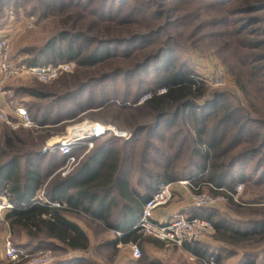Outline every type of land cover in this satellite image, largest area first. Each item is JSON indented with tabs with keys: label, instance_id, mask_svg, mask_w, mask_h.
I'll return each mask as SVG.
<instances>
[{
	"label": "rangeland",
	"instance_id": "374dc122",
	"mask_svg": "<svg viewBox=\"0 0 264 264\" xmlns=\"http://www.w3.org/2000/svg\"><path fill=\"white\" fill-rule=\"evenodd\" d=\"M48 1L0 0V27L6 26L4 27L5 32H2L0 37L5 35L11 37L12 55L17 61L24 62L31 58L30 50L41 48L62 29L85 32L90 38L95 39L96 43L111 38L128 39L134 35L151 32L150 27L142 23L145 18L150 20L147 13L148 0H126L125 3V0H116V2L113 0H54L59 4L54 11L47 9ZM213 1L170 0V13L173 17H178L176 19L178 21L160 34L158 42H138L128 48L115 47L112 56L94 65H80L73 60L75 65L69 72L49 82H41L31 75L7 81L4 84L10 89L8 96L11 107L38 102L35 98L25 94L23 88L43 83L49 95L46 100L39 102L47 101V112L51 110V115L47 123V131L45 127H40L37 123L32 127L20 125L16 128L0 123V131L8 129L12 132H31L34 130L39 135L47 136V151L56 153L58 150L51 149V143L67 134L69 128L76 132L75 129L79 127L74 125L85 119L106 124L112 123L119 129L129 132L136 127L144 128L155 123L157 119L153 116V107L147 105V101L155 95L163 94L158 93L163 87H157L158 85L154 84V74L158 72L159 63L155 59L150 63L149 68L134 71V74L131 71L137 68L138 63H143L148 56L157 55L159 49L165 48L168 44L174 48L172 55L174 61L192 68L195 78L203 85V91L199 92L202 94L197 93L199 97L193 101L195 108L204 106L207 100L220 94L221 105L232 108L238 112V115L246 114L250 120L263 122L264 71L262 75H259L253 71V66L261 65L260 68L264 69V46L244 47L238 41L248 39L253 40L252 45L259 44L264 42V33L253 30L249 34H238L237 30H241L244 24L252 22L254 18L264 20V11H247L261 6L258 4H264V0H248L250 9H242L248 4L244 5L240 2L221 9ZM214 21H218L219 25H213ZM252 26H262L264 30V25L261 23ZM239 54H245L244 64L241 63ZM217 67L223 68L228 74L224 85L215 86L201 80L202 73ZM104 76L109 77L103 79ZM239 76H241V81ZM147 93H150L147 99L139 103V98ZM122 100L126 101L121 103ZM120 103L123 106L119 105ZM174 111V107L170 109V113H167L169 118L164 119L163 125L166 122L170 123ZM188 112L189 110H181L175 126L161 130L157 139L159 150H153L151 155L155 161L146 165L151 170H160L163 165H170L171 171L179 177L176 181L187 178L193 166L190 161L194 156L193 152L200 146L196 145V131L189 123ZM59 115L62 120L54 123ZM217 115L221 116L220 111ZM220 119L219 117L213 119L208 129L212 132H219V129H222V126L219 127ZM261 126L257 124L251 126L261 131L257 144H260L264 138V127L262 124ZM37 143L46 147L44 142L40 143V139ZM133 148L134 152L143 155V146ZM200 149L203 150V148ZM82 151L83 149L80 148L74 149L73 152L79 154ZM260 158L264 159L263 149L249 163V168L259 166L258 159ZM261 169L264 170V167ZM147 176L142 171L135 170L132 180L135 184L138 182L141 184L140 177L149 181L150 178ZM256 180H260L259 177H256ZM204 189L208 190V188ZM240 201L246 205L245 208H264V192H251L243 183ZM224 204L226 202L217 208L220 210ZM262 212H264L263 209ZM73 216L80 215L73 213ZM249 216L257 217L256 213L249 214ZM82 217H85L90 227L91 246L89 250L72 251L62 249L60 245L50 246L48 248L53 254L51 264H140L139 260L132 256L130 244H111L112 240L120 235L103 229L98 222L86 216ZM243 227L245 228L246 225ZM20 236L21 234H16V237L13 236L15 238L13 241L0 242V264H22V260H11L6 255L8 243L15 246ZM213 236L214 233L202 239V242L211 240ZM144 238L146 237L144 236L142 240ZM142 240L139 241V246L143 253L142 256L148 261L162 264H203L183 246L165 241L155 243L151 239ZM16 247L25 250L21 246ZM207 247L208 252L218 258L215 257L217 264H241L246 253L253 254L257 264H264V233L255 234L250 239L242 241L237 248L231 251L217 246L207 245ZM82 258H86L87 261H80Z\"/></svg>",
	"mask_w": 264,
	"mask_h": 264
},
{
	"label": "trees",
	"instance_id": "16d2710c",
	"mask_svg": "<svg viewBox=\"0 0 264 264\" xmlns=\"http://www.w3.org/2000/svg\"><path fill=\"white\" fill-rule=\"evenodd\" d=\"M148 1L147 13L150 20L148 21V18L142 20V23L144 22L150 27L151 32L148 34L134 35L128 39L111 38L96 43V40L90 38L85 32L62 29L41 48L30 50L31 58L24 62H18L27 66H35L74 60L80 65H94L112 56L115 47L128 48L138 42H158L160 34L172 27L178 21L176 20L178 17H173L170 13V0ZM213 2H216L221 9L237 2L244 5L249 3L248 0H214ZM212 4L216 6L215 3ZM58 5L56 1L49 0L47 9L54 11ZM258 5L261 6L250 9L248 4L242 9L264 11V4ZM257 23L264 25V20L254 18L252 22L244 24L241 30H237V33L249 34L253 30L264 33L262 26H252ZM212 24L219 25V22L214 21ZM238 43L244 47L264 46V42L252 45L253 40L248 39L246 41L240 39ZM158 52L157 55L148 56L143 63H138L137 68H135L137 70L131 71L134 74V71L147 69L155 59L159 63L158 72L154 74V84L156 83L157 87H165L166 91L147 101V105L153 107V116L157 119L156 122L144 128H134L129 139L115 135L95 139L94 147L86 152L87 160L77 162L66 177L56 182L54 192L47 194L49 196L48 202H40L34 199L35 189L43 183L37 166L24 173L8 170L10 165L8 167L2 166L0 189H6L9 201L14 205L6 215V219L14 237L16 234L20 235L21 232H25L28 238L24 243L16 241V246L23 247L28 253L58 245L65 250L88 251L91 246L90 237L81 225L68 218V215L73 213L85 214L98 219L99 225L103 229L123 232L121 236L116 237L111 242L112 245H117L119 242L128 243L130 240L141 241L144 236L132 230V227L140 217L144 202L158 189L161 182L169 183L179 178L175 172L171 171V166L168 164L163 165L160 170L148 169L146 165L155 161L151 155L153 150H159L157 139L161 130L164 128L171 129L175 126L181 110H189V123L193 125L196 131V145L203 148L202 150L198 147L193 152L194 156L190 160L193 163L192 170L185 179L192 180L194 184H200L203 189L208 188L214 194L220 191L212 187L234 190L238 183L247 185L251 192H264V170L261 169L264 167V159H258L259 166L254 168L248 166L257 157L261 149L264 150V138L260 144H257L261 131H257L258 129L251 126L255 124L261 126L262 124L264 127V121L250 120L246 114L244 116L238 115V112L232 108H228L224 104L221 105L220 94H216L213 99L207 100L204 106L195 108L193 101L199 97L197 93L203 91V85L195 78L194 70L185 64H177L174 61L173 46L168 44L165 48L159 49ZM170 55L171 57H169ZM243 56L245 54H239L240 61L244 64ZM12 57L17 61L13 55ZM260 67L261 65L253 66V71L262 75L264 69ZM108 77L104 76L103 79ZM239 80L241 81V76H239ZM23 91L38 101L27 103L24 106L31 113L32 120L40 127H45L49 122L51 110L47 112V101L43 103L39 101L47 99L49 95L47 87L40 82L24 87ZM124 101L126 100H122L121 103ZM121 103L119 105L123 106ZM16 107L18 106H12V109ZM173 107L175 111L171 117L172 122H166L163 125L164 119L169 118L167 113H170V109ZM219 111L221 116L217 115ZM216 117L221 118L219 127L222 126V129H219V132H212L208 128ZM61 120L62 117L59 115L54 123ZM16 142L20 144L18 150L16 149ZM40 143H42L41 139ZM25 145H28L29 149L41 146L33 139L30 131L12 132L8 129L1 131L0 150L9 155L10 158L6 162L16 163V155L11 157V153L18 152L21 154L23 152L22 146ZM136 146H143V155L133 151V147L136 149ZM80 148L85 151V147L77 149ZM135 170L142 171L144 175H148L150 180L145 181L144 178L140 177L141 184H138L139 182L138 185L135 184L132 180ZM256 177H259L260 180H256ZM25 181L27 182V190L21 191ZM242 199L241 196V201ZM228 202L244 208L243 210L248 216L256 213L257 217L243 224L246 225L244 228L240 225L234 226L226 216L221 214L219 209H216L217 207L194 206L191 215L210 219L217 231L219 228H224V238L231 243L235 242L237 246L255 234L264 233L263 207L258 209L245 208L246 205L242 206V203L235 202L231 196H228ZM144 239H151L155 243L162 242L147 236ZM183 248L191 252V255L196 256L203 264L210 256L216 257L208 252V247L202 241L185 242ZM80 261L85 262L87 259L82 258ZM241 261V264H257L254 255L251 253H246ZM139 262L140 264H162L161 262L148 261L144 256H141Z\"/></svg>",
	"mask_w": 264,
	"mask_h": 264
},
{
	"label": "built area",
	"instance_id": "2783aa9c",
	"mask_svg": "<svg viewBox=\"0 0 264 264\" xmlns=\"http://www.w3.org/2000/svg\"><path fill=\"white\" fill-rule=\"evenodd\" d=\"M74 65L73 60L35 66L21 64L12 57L11 37L6 35L0 37L1 84L24 75L34 76L41 82H49L58 78L61 74L69 72ZM227 79L228 74L221 67L204 72L201 76V80L215 86L224 85ZM165 91L166 88L163 87L159 89L158 93L161 94ZM148 95L150 93L141 96L138 102L141 103L146 100ZM0 123L14 128L20 125L36 126L28 110L23 106H18L15 110L0 106ZM74 126L79 127L75 129L76 132L69 128L67 134L51 143V149H57L61 154L67 156V170L72 169L78 162L77 157L73 154L74 149L85 147L87 152L94 147L95 139L109 135L126 139L132 136L131 132L121 130L112 123L106 124L89 119L82 120ZM178 187H186L192 191V205L195 207H218L228 200V196H231L235 202L241 203L240 195L243 191V183H238L234 190L212 187L220 191L214 194L210 190L203 189L200 184H194L190 179L169 183L161 182L158 189L144 202L140 217L133 225L132 230L141 234V236L153 237L178 246H183L185 242L202 241L205 237L213 234L215 230L213 222L198 215L176 214L165 222L155 221V210L168 205L175 197ZM1 208H3L2 204H0ZM117 234L122 235V232H117ZM131 252L136 260H139L142 256V250L138 243L131 245ZM6 255L11 260H22V264H51L53 261V254L49 248L28 253L26 250H21L10 243H8ZM206 263L217 264L214 256H210Z\"/></svg>",
	"mask_w": 264,
	"mask_h": 264
},
{
	"label": "crops",
	"instance_id": "0c3cea01",
	"mask_svg": "<svg viewBox=\"0 0 264 264\" xmlns=\"http://www.w3.org/2000/svg\"><path fill=\"white\" fill-rule=\"evenodd\" d=\"M4 27L6 26L0 27V34H2V32H5ZM9 92H10L9 87H7L5 84L0 83V106L6 107L10 110H15L16 108L12 109V107L10 106L11 101L9 100V96H8ZM18 106H23V105L20 104ZM45 130L47 131V124L45 125ZM31 132L34 133L33 139L35 141H38L39 139H41L42 142H44L46 147L44 148V146H39V147H34V148L29 149L28 145L22 146L23 152L21 154L18 152L11 153V157L12 155H16L15 156L16 163H12V164L6 162L7 160L10 159L9 155H6V153H3V151L0 150V171H1L2 166L4 165H6V167L10 165L8 170H11L12 172L21 171V173L22 172L24 173L25 171L29 169H33L34 166H37L40 170L43 183L39 188L35 189L34 199L40 202H48L49 196L47 194L54 192L56 182L59 179H63L64 177H66L77 163L74 165L72 169L67 170L66 169L67 168L66 166L67 156L61 154L60 152H56V153L50 152L49 153L47 151V136L45 137L41 134L39 135V133L35 132L34 130H31ZM0 134H1V131H0ZM35 134L39 136L37 137L35 136ZM19 147H20V144L16 142V149L18 150ZM75 156L77 157L78 162L86 161L87 160L86 148H85V151L79 154H75ZM22 187H23V190L21 189V191L27 190L26 181L24 182V185ZM28 191H29V188H28ZM0 204L3 205V208L0 209V242L6 243L9 240L11 241L14 240L9 223L6 219V215L14 207V205L9 201L6 189H2V188L0 189ZM52 204L59 205L57 203H52ZM193 207L194 206L192 205V191L186 187L185 188L178 187L173 200L168 205L159 207L155 210L154 219L155 221H158V222H165L176 214L191 215V213L193 212ZM243 209L244 208L242 207H237L235 203L233 204L229 203L227 200L226 204H224L223 207H221L220 212L223 216H226L228 220L231 223H233L234 226L238 227L240 225L241 227H243V224L248 223L253 220L252 217L245 214L246 212H243L244 211ZM82 216H86L90 220L92 219V221L94 220L98 223H100V221L98 219L89 217L88 215H85V214H81L80 216H77V217L73 216V214L68 215V218L73 220L77 224L81 225L86 230L89 237L91 238V233L89 231L90 227H88L89 224L87 223L85 217H82ZM111 231L115 232L116 234L117 232H121V231H116V230H111ZM224 233H225L224 228H219L218 231L214 230L213 238L209 241L205 240L204 244H206V246L207 245H211L214 247L217 246L227 251H231L237 248V245H235V242L231 243L229 240L224 238L223 236ZM27 239L28 238H27L26 233L21 232L20 240L18 242L24 243L27 241ZM119 243H122V242H119ZM133 243L139 244V240H130L128 243H125V245L130 244L131 246Z\"/></svg>",
	"mask_w": 264,
	"mask_h": 264
}]
</instances>
